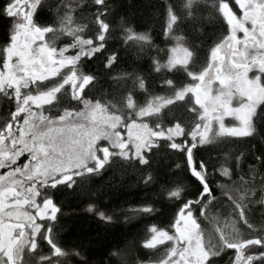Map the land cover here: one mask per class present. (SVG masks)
<instances>
[{
  "label": "trees",
  "instance_id": "trees-1",
  "mask_svg": "<svg viewBox=\"0 0 264 264\" xmlns=\"http://www.w3.org/2000/svg\"><path fill=\"white\" fill-rule=\"evenodd\" d=\"M186 1L105 0L109 15L104 19L109 21L113 28L105 41L107 47L91 60L81 58L78 65L83 74L95 78L84 90L87 99L124 113L128 109L129 101H133L135 107L141 108L154 97L172 96L192 82L190 73L197 74L205 70L213 49L229 34V26L221 11V5L226 3L235 8V0H197L189 6L186 5ZM5 2L6 0H0V5ZM51 3L55 7L57 0H51ZM59 3L63 5L59 13L54 16L45 10L35 23L42 28H49L56 27L61 19L71 18L72 26L80 30L83 38L95 40L99 32L96 14L103 12L104 8L97 9L94 0H73L75 4L72 5H68L66 0H59ZM165 5L174 10L179 17L178 22L175 17L172 35L181 37L192 54L186 70L176 68L157 71L154 66V59L163 61L169 54L170 41L164 38L168 18ZM8 17L0 15V66L4 63V50L12 40L8 39L9 33L13 35L14 20L9 14ZM129 27L134 28L135 33L147 36L148 40H127L126 29ZM54 40L55 46L59 49L71 45L74 38L63 33L57 35ZM112 54H117L116 63L111 68H106L107 58ZM164 81H172V86L160 87ZM141 82L145 84L144 90L139 87ZM55 83L58 81L51 80L39 84V88L46 90L54 87ZM69 95L67 90L62 91L57 97L58 103H52L46 111L52 115H59L77 108L80 103L70 100ZM12 97L11 91H0V132L6 128L15 109ZM261 105H264V102ZM189 107L195 111L189 113L187 111ZM164 111L165 117L168 112L173 111L181 115L188 128L198 123V107L191 96L176 100ZM261 112L264 113V108H261ZM150 119L167 126V119L161 121L157 115ZM262 136L264 126H261V130L251 138H220L214 142L213 147L192 151L194 161L203 160L209 166L207 178L221 185L220 190L214 193L215 203L208 208L205 215L208 220L204 217L199 218L204 229L210 230L211 236L215 231H211L212 227L208 222L210 219H214L221 226L232 221L236 232L244 241H251L264 235V204L258 203L264 198V168L258 162H254L259 152L264 151ZM225 153L231 158L244 153L247 165H250L247 167L241 163L238 176L234 174L230 182L214 177L212 171L215 164H219L221 169L230 166L229 161L222 158ZM149 158L151 163L147 167H141L134 157L124 159L114 155L111 157L112 162L102 170L91 176L85 174L74 178V187L70 188L65 184L56 190V206L59 208L57 215L61 227L56 229L60 233L59 238L57 239L53 232V239L57 244L75 247L85 257L84 260L73 259L71 264H116V261L109 257L112 249L116 250L117 247L123 249L125 242L133 237L143 245L149 240L150 228L153 225L170 228L169 223L180 201L191 200L199 194L198 183L195 184L188 175V155L185 159L184 153L173 152L167 146H162ZM177 165L180 167L177 168ZM148 173L152 174V180L145 183ZM227 189H236L241 193L238 202L244 209V215L251 227L245 226L237 205L231 199H227L228 196L225 194ZM177 190L182 191L180 197L166 199L169 192ZM47 191L50 194L52 190L48 188ZM252 193H255V196ZM90 205L95 206L92 212L86 211ZM142 205L163 208L164 212L155 216H136L132 219L133 210ZM194 209L197 214L199 209ZM99 212L113 217V222L105 223L99 219L97 216ZM125 218H128L127 223ZM43 235L41 233V242ZM216 241L220 243L219 237ZM41 247L43 252L34 256L38 257L48 252L43 243ZM223 247L217 248V252ZM158 249L157 251L141 247L135 250V255L143 264L157 263L166 248L158 246ZM234 254V252L224 254L216 260V264H233L230 256ZM127 258L131 259L132 254L129 253ZM60 264H68V261L61 260Z\"/></svg>",
  "mask_w": 264,
  "mask_h": 264
},
{
  "label": "rangeland",
  "instance_id": "rangeland-1",
  "mask_svg": "<svg viewBox=\"0 0 264 264\" xmlns=\"http://www.w3.org/2000/svg\"><path fill=\"white\" fill-rule=\"evenodd\" d=\"M66 1L68 5L75 4L73 0ZM193 1L197 0H187L186 5ZM234 2L235 8L226 3L221 5L229 26L227 38L213 49L207 68L201 73H190L192 82L174 95L154 97L141 108L129 101L124 113L87 99L77 108L59 115L46 111L53 99H57L48 90L54 89L59 94L67 90L69 94L72 92L79 96L89 81L78 67L80 59L75 57L77 53L81 57L85 53L91 54L98 44L89 45L88 39L80 35V30L72 26L71 18L61 19L56 27L38 26L33 15L40 0H18V3L10 5L8 14L14 20V27L11 43L4 50V63L0 66V91L12 92L15 109L19 101V112L23 117L11 115L6 128L0 132V162L11 164L22 149L26 154L21 158V164L0 169L2 264H19L21 258L23 264H38V257L28 251L34 246L32 215L35 213L36 223L44 222L41 216L49 202L45 201L44 208L39 211L34 209L32 202L44 193L46 185L68 176H82L77 174L86 173L88 168L97 169V158L106 160L109 153L112 157L127 151L129 157L136 158L137 142H143L150 135V129L159 123L150 119L156 115L154 110L165 109L170 101L191 96L198 107V116L207 117L211 127L209 137L214 142L223 138L218 135L221 129L231 130L236 136L246 135L252 114L264 102V0ZM168 9L169 54L166 60L154 59V66L158 71L186 70L192 54L181 37L172 35L175 16ZM62 32L72 36L74 41L58 49L54 39ZM143 36L128 32L127 40H144ZM70 46H73V51H66ZM39 80H57L58 83L46 90L40 89L39 85L38 88L26 87ZM149 111L152 114H148ZM198 123L204 121L198 120ZM176 143L181 142L176 140ZM122 144L125 147H120ZM33 155L37 158L32 159ZM27 157L30 161L26 165L27 171L21 173L19 169L25 166L23 162ZM175 192L180 197L182 191ZM225 194L235 205L240 204L238 198L241 193L238 190L227 189ZM192 213L177 220V232L184 241L181 247L189 240L195 245L191 256L198 259L205 245L217 251L225 241L240 246L238 253L245 251V241L236 232L232 221L221 226L210 219L208 222L214 230L210 229L215 231L211 236L199 218L200 224H197L194 208ZM204 218L208 220L207 216ZM198 229L203 230L202 240L197 235ZM260 238L264 239V235ZM255 251L253 247L247 254Z\"/></svg>",
  "mask_w": 264,
  "mask_h": 264
},
{
  "label": "snow or ice",
  "instance_id": "snow-or-ice-1",
  "mask_svg": "<svg viewBox=\"0 0 264 264\" xmlns=\"http://www.w3.org/2000/svg\"><path fill=\"white\" fill-rule=\"evenodd\" d=\"M18 3V0H6L5 3L0 5V15L5 18L8 17V10L10 5H14ZM94 4L97 6V9L104 8L103 12H97L96 14V23L99 28V32L96 34L95 40L91 38L88 39L87 43L89 45H97L92 51L91 54L85 53L84 57H81L79 53L75 57L76 60L81 58H86L87 60H91L100 52H103L107 47L105 41L107 39L108 33L113 30L112 25L109 21L105 20V17H108L109 11L105 7V0H94ZM84 6V5H83ZM82 6V7H83ZM63 7L59 0L55 7L52 6L51 0H40V4L38 5L37 11L33 15V20L39 18L41 12L47 10L51 12L54 16L60 12V9ZM114 12L115 9H112ZM168 6L165 5V13L166 16L168 14ZM172 15L176 17V22H178L179 17L172 10ZM123 18H121L122 20ZM11 28V25H9ZM127 32L135 34L134 28L129 27L126 29ZM165 39H167V31L165 33ZM9 41L12 39L11 33L8 36ZM142 39L148 40L147 36H143ZM66 51H73V46H70L66 49ZM117 54H112L107 58L105 63L106 68H111L114 63H116ZM159 69H157L158 71ZM49 79H54V77H50ZM89 83L93 82L95 78L91 75L87 77ZM44 80L36 81L32 84L26 85L29 88H38L39 84H43ZM172 81H164L160 84V87L172 86ZM140 89H145V84L141 82ZM53 93L56 97H58L59 93L56 90H48ZM15 99V97H12ZM69 99L75 101L77 103L86 102L87 94L85 91H81L80 95L77 96L74 93L70 92ZM53 104L58 103V99H53ZM171 103H175V101H170L168 106L170 107ZM261 108H264V105L257 107L254 114L251 116V120L248 125V131L245 136H236L231 130L221 129L218 133L223 138H232V139H244L251 138L257 134L258 131L261 130V126H264V113L261 112ZM189 113H193L195 110L191 107L187 109ZM155 114L159 116L161 121L167 119V126H163L162 123H158L155 128L150 129V135L146 137L143 142H137L136 148V161L141 167H147L151 163V159L149 158L154 151H158L162 146H167L170 151L180 152L185 154V159H187V155L189 152L197 151L201 148H208L214 146V141L209 137V133L211 132V127L207 123V117L204 115H199L197 117L198 120L204 121V123H196L193 124L190 128L186 126L187 122L183 119V117L176 112H168L165 117L164 108H157L154 110ZM19 114L23 117V113L19 112V101H17V108L13 110L12 115ZM148 114H152L149 111ZM142 118V117H141ZM147 127V125H144ZM159 129V130H157ZM176 140H180L181 143L177 144ZM199 141V142H197ZM162 142V143H161ZM261 142L264 143V136L261 137ZM120 147H125V145H120ZM26 151L21 150L20 155L11 161V164H6L0 162V169H4L6 167H11L15 164H21V158L25 157ZM121 157L124 159H128L129 155L127 151H123ZM37 157L33 155L32 159H36ZM223 159L229 161V167L221 169L219 164H215L212 166L213 176L219 178L220 180L231 181L233 175L236 174L238 176V171L241 163L247 165V157L244 153H239L235 158H231L227 153L223 154ZM29 158H26V161L23 162L25 165L23 168L19 169L21 173L27 171V163H29ZM111 153H109V157L106 160H99L97 158V169L88 168L86 173H78L77 175H93L97 170H102L107 164L111 163ZM258 162L262 168H264V151H260L259 155L255 157V161ZM195 169L198 172H201L203 175L198 176L195 175L192 171V167L188 168V175L191 177L192 181L199 185V194L195 196V198L188 200L180 201L179 207L175 210V214L172 217L170 228H161L155 225L151 226L150 231L152 233L151 239L144 243L143 245L133 237L130 240L125 242L124 248L120 247L115 248L116 250H111L109 253L110 259L116 261V264H143V262L135 255V250L143 247L150 250H159L157 246H164L166 250L164 254L158 259L157 264H216V260L223 256L226 253L234 252L233 256H230L233 264H264V239L260 237H255L251 241H245L243 244V249L245 250L242 253L237 252V248L240 246H234L225 241L224 247L220 251H213L209 249L206 245L204 246V250L200 253L199 258L193 257L190 255L191 249L195 247V245L189 240L184 247H181V244L184 243L182 241L179 233L177 232V220L180 219L182 215H192V209L198 208L199 211L194 215V219H196L197 224L198 218L204 217L207 213L208 208L215 203L216 196L215 192L219 191L221 185L216 183L215 180H209L207 178V172L209 166L204 163L203 160L194 161ZM180 166L177 165V168ZM152 180V174L148 173L145 178V183H148ZM67 185L68 187H74V176H68L67 179H62L60 181H53L50 185H46L44 189V193L37 197L36 201L32 202L34 209L39 211L41 208H44L45 201L49 202V206L45 208L43 215L41 216V222L36 223L35 213L32 215L33 220V232L32 236V244L34 246L29 247L28 251L35 255L37 253L43 252L41 247V243L45 245L48 249L47 253H44L38 256V264H60L61 260L68 261V264H71L73 259L84 260L85 257L81 255L80 251L75 247H66L60 244H57L53 239V232L56 234V238H59L60 233L56 231V229H60V223L58 219L59 208L56 200V190L61 188L63 185ZM215 184V187H213ZM48 188H51V193H48ZM161 189L163 190V185H161ZM255 196V193H252ZM178 192H169L166 199L171 200L173 198H178ZM230 199V197H227ZM259 204H264V198L258 201ZM94 205H90L86 211L92 212L94 210ZM239 212L241 213V220L245 224L246 227H251L247 222V217L244 215V209L236 206ZM163 208H156L153 205H142L138 209L133 210V217L143 216V215H152L155 216L158 213H163ZM66 215V214H65ZM99 219L103 220L105 223H112L113 217L106 215L104 212L97 213ZM128 222V218H125V223ZM183 221L180 220V224ZM43 233V241L41 242L40 236ZM197 235L203 239V230L198 229ZM222 238V237H221ZM168 242V243H166ZM255 248L256 251L251 255L247 254L248 250ZM129 253L132 254V258L128 259L127 256ZM2 264V262H0ZM19 264H23V258L19 260Z\"/></svg>",
  "mask_w": 264,
  "mask_h": 264
},
{
  "label": "water",
  "instance_id": "water-1",
  "mask_svg": "<svg viewBox=\"0 0 264 264\" xmlns=\"http://www.w3.org/2000/svg\"><path fill=\"white\" fill-rule=\"evenodd\" d=\"M188 158H189V166L192 167V171L195 175L201 176V174L195 169L193 158H192V152L188 153ZM203 178V177H202Z\"/></svg>",
  "mask_w": 264,
  "mask_h": 264
}]
</instances>
